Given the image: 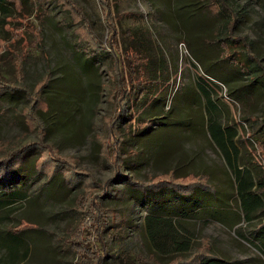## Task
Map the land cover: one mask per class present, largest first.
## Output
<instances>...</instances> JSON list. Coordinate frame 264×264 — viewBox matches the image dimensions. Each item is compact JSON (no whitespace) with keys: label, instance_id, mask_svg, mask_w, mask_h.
Returning a JSON list of instances; mask_svg holds the SVG:
<instances>
[{"label":"rangeland","instance_id":"1","mask_svg":"<svg viewBox=\"0 0 264 264\" xmlns=\"http://www.w3.org/2000/svg\"><path fill=\"white\" fill-rule=\"evenodd\" d=\"M73 1L88 17L94 32L106 43L107 34L98 0ZM191 1L112 0L121 47L139 46V42L151 40L165 58V65L161 68L156 62L150 66L157 74L156 82L150 86L151 94L137 103L134 96L131 98L135 120L126 137L125 148L134 154L127 161L124 173L148 183L149 177L168 170H175L178 174L206 172L220 190L232 194V189H236L233 173L230 169L228 171L220 149L211 142L209 107L198 90L199 83L207 88L216 106L212 108L214 120L236 131L235 141L241 153L240 167H244L245 155L246 161H257L264 170V142L259 140L264 129V79L257 68L255 81L251 75L245 81L244 75L239 73L231 79L228 73L219 71L220 75H212L219 81L209 80L204 75L200 63L209 67L208 63L213 66L216 62L207 60L208 53L211 55L205 51L207 40L219 28L222 35L225 34L222 22L227 19L226 16L212 21L204 18L208 12L203 9L195 13L200 6L197 0L195 11L186 6ZM53 2H44L45 9H38L35 16L22 20V24L12 21L8 25L10 20L5 16L13 13L12 5L0 10V43L3 45L5 41L9 47V50L0 52V79L16 84L14 61L19 54H24L28 87L34 86L47 73L51 75L44 95L49 110L42 114L48 128V141L58 147L62 156L74 158L79 169L86 170L103 184L114 176V168L108 158L101 155L97 139L108 136L109 125L105 117L115 116L116 111V105L110 99L115 82L106 74L111 68L112 55L105 54L93 64L87 56L76 52L68 16L61 6ZM234 2L238 12L235 34L247 36L253 41L256 53L263 55L262 0ZM124 12H140L142 16L122 18L120 15ZM28 27L42 35V44ZM134 34L135 38L131 36ZM181 41L189 47L182 45ZM146 47L152 52L150 44ZM190 47L198 62L192 57ZM150 58L157 59L154 50ZM235 63L225 62L229 68L238 69ZM215 64L220 68L223 62ZM235 91L238 98L232 96ZM25 104L23 94L0 97V157L36 139V133L26 127L21 113ZM143 118H149V121L138 120ZM113 186L122 192L121 198L110 197L104 203L121 214L123 219L119 230L112 233L115 236L112 254L115 256L106 264H165L177 255L174 250L185 236L192 241L189 249L182 252L183 259L202 245L203 240L221 259L264 264V257L250 242L257 223L264 218L248 223L241 215V223L235 226V219L227 229L218 223L208 222L206 217L197 222L181 220L182 227L177 224V229L183 235L159 239L164 251L161 253L152 247L146 234V217L152 213L153 217L175 222L197 203V199L194 196L183 197L177 206L174 204L178 198L171 193L145 196L133 191L128 181ZM24 189L30 195L28 200L0 209V264H90L89 261H78L79 257L62 244L65 229L78 227L79 231L86 230L82 210L73 201L74 193H63L56 183L47 184L44 177L34 174ZM232 206L237 210L238 202L233 200ZM153 209L156 210L151 212ZM23 219L36 224L40 230L13 237L10 229ZM158 227L160 231L166 230V225ZM150 253L156 254L155 261L148 260Z\"/></svg>","mask_w":264,"mask_h":264},{"label":"trees","instance_id":"2","mask_svg":"<svg viewBox=\"0 0 264 264\" xmlns=\"http://www.w3.org/2000/svg\"><path fill=\"white\" fill-rule=\"evenodd\" d=\"M52 1L61 6L68 16L69 25L73 27L72 34L75 38L74 49L76 52L87 56V60L93 64L96 59L105 54L112 55L111 68L106 74L115 82L110 99L116 105V111L115 116L105 117V122L109 125L108 136H100L97 139L101 146V155L107 157L114 168V176L103 184L96 181L89 172L77 167L74 158L62 156L58 147L48 141V128L42 114L49 110L44 95L51 82V75L47 73L34 86L28 87L25 83L24 54H19L14 61L16 84L0 79V97L15 94L24 95L26 104L21 113H23L26 127L36 133V139L24 143L19 148L0 157V209L30 198L24 186L33 174L37 177H44L47 184L56 183L63 193L73 192V201L76 207L82 210V222H84L86 230L79 231L78 227L71 230L65 229L62 244L79 257L78 261H89L90 264H106L109 258L115 256L112 254L115 237L112 233L119 230L118 227H120L123 217L105 205L104 200L110 197L119 200L122 192L115 189L113 184L123 181H128L133 191H138L145 196H160L164 193H171L178 198L174 204L177 206L181 204L183 197L194 196L197 199V203L188 209V212H183L184 215H181L175 222L172 219L153 217L152 213L146 217V234L152 247L154 246L161 253L164 251L161 249L159 239H164L170 235L175 237L183 235L177 229V224L181 226L183 223L181 220H195L197 222L206 217L205 220L208 222L218 223L227 229L231 228L233 225L231 222L233 223L235 219H237V222H234L235 226L240 224L241 215L243 220L248 223L264 218V170L257 161H246L245 155L243 157L245 160L244 167H240L241 153L235 141L236 131L232 127H225L214 120L212 108L216 106L213 105L209 91L202 83H199L198 90H200L209 107L208 130L211 135V142L220 149L226 160L228 171L230 169L233 173L236 189H232V194L220 190L212 181L211 175L206 172L178 174L175 170H168L149 177L148 183L125 175L124 169L127 161L134 154L133 151H127L125 148L126 137L135 120L131 98L134 96L137 103L151 94L150 86L156 82L155 76L157 74L150 69V66L152 62H156L161 68L165 65V58L151 40L139 42V46L130 44L127 48L121 47L120 32L115 21L112 0H98L107 34L106 43L94 32L88 17L73 0H0V10H6L7 5H12L13 13L5 16L6 20H10L8 25L12 21L22 24V20H28L35 16L38 9H45L44 2ZM197 1L200 6L195 11ZM197 1L192 0L186 6L195 13L203 9L208 14L206 13L204 16L203 13L202 16L211 21L217 18L223 19L225 16L227 19L222 22L225 34L222 35V30L219 28L213 32L212 38L207 40L208 46H206V42L204 44L207 47L206 53L207 51L211 52V55L208 53L207 60L211 63L216 61L215 63L223 62V64L218 68L215 63L213 66L208 63L209 67L202 66L200 63L204 75L209 80L219 81L212 76L220 75L219 71L221 74L228 73L231 79L234 78V74L239 73L244 75L246 81L248 75L253 76L254 79L257 68L259 75L264 79V54L259 56L256 53L253 41L249 40L247 36L235 34L238 12L234 0ZM262 2L264 8V0ZM183 4L185 5V3ZM140 15L142 16L140 12H124L120 16L131 19ZM28 30L35 33L39 44H42V35L31 27H28ZM131 36L135 38V34ZM4 44L3 46L0 43V52L9 50L5 41ZM146 44H150L152 52L154 50L156 60L150 58L152 52L149 51ZM182 45L187 44L183 42ZM189 49L192 57L195 58L193 49L191 47ZM225 62H237L235 64H237L238 69L229 68ZM157 93L156 91L154 95L156 96ZM232 96L238 98L236 91L232 93ZM148 119L138 120L146 122L149 121ZM262 120L264 127V117ZM259 140L264 142V129ZM96 192L98 193L96 194ZM233 200L238 202L237 210L232 208ZM155 210L153 209L151 212ZM160 224L166 225L165 231H160L158 227ZM10 230L9 233L13 237H19L29 231L40 229L36 224L23 219L15 228ZM238 235L242 236V234ZM191 241L192 238L185 236V239H182L178 243L179 246L174 250L177 255H174L165 264H246L244 261L232 262L221 259L211 251V245L203 240L202 245L196 247L194 252L183 259L182 252L189 249ZM250 242L264 257V221L260 220L257 223L253 230V240ZM155 255V253H150L148 260L155 261Z\"/></svg>","mask_w":264,"mask_h":264}]
</instances>
